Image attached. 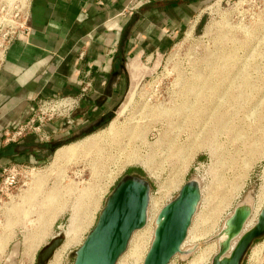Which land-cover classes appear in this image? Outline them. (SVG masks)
I'll return each instance as SVG.
<instances>
[{
	"label": "rangeland",
	"instance_id": "obj_1",
	"mask_svg": "<svg viewBox=\"0 0 264 264\" xmlns=\"http://www.w3.org/2000/svg\"><path fill=\"white\" fill-rule=\"evenodd\" d=\"M22 1L0 0V42L21 20ZM130 70L134 81L126 69L122 98L100 122L61 139L45 160L10 165L18 168L13 186L0 171V264H40L39 254L68 234L74 242L57 257L72 264L125 175L149 182L152 218L199 180L186 243L195 253L215 242L205 243L246 196L264 206V0H213L168 50ZM153 227L134 234L117 264H143ZM194 252L169 264H190ZM242 264H264V238Z\"/></svg>",
	"mask_w": 264,
	"mask_h": 264
},
{
	"label": "crops",
	"instance_id": "obj_2",
	"mask_svg": "<svg viewBox=\"0 0 264 264\" xmlns=\"http://www.w3.org/2000/svg\"><path fill=\"white\" fill-rule=\"evenodd\" d=\"M137 1H28V35L11 40L0 65V171L45 160L61 139L100 122L122 98L124 71L132 84L138 60L168 50L213 0ZM83 91L71 120L45 127L50 142L33 135L5 142L4 134L25 123L39 100Z\"/></svg>",
	"mask_w": 264,
	"mask_h": 264
},
{
	"label": "water",
	"instance_id": "obj_3",
	"mask_svg": "<svg viewBox=\"0 0 264 264\" xmlns=\"http://www.w3.org/2000/svg\"><path fill=\"white\" fill-rule=\"evenodd\" d=\"M201 197L200 183L192 179L182 185L176 197L160 210L143 264H169L175 256L191 255L196 250L194 247L182 252L181 246ZM245 198L225 219L219 232L205 242L219 241L211 264H242L252 244L264 238V207L256 224L243 232L252 214V204ZM149 200L150 184L146 179L136 175L123 176L107 196L94 227L73 252L72 264H116L127 250L132 235L145 227ZM250 201H253L252 197ZM64 241V237L54 238L39 254V263L47 264Z\"/></svg>",
	"mask_w": 264,
	"mask_h": 264
},
{
	"label": "built area",
	"instance_id": "obj_4",
	"mask_svg": "<svg viewBox=\"0 0 264 264\" xmlns=\"http://www.w3.org/2000/svg\"><path fill=\"white\" fill-rule=\"evenodd\" d=\"M29 1V0H28ZM149 0H138L137 5L148 3ZM27 6L19 10L22 13L21 20L16 24L11 35L3 34L0 42V65L3 61V54L11 42L17 36L28 35V29L25 25V17L27 13ZM83 91L78 96H61L58 98L42 99L37 102L36 107L32 110L28 120L4 134L5 142L15 143L27 135H33L36 139L45 143L49 141V136L45 131V127L55 121H68L73 117L74 112L79 108L80 102L83 98ZM18 168L7 166L2 168V176L4 177V184L13 186L16 183Z\"/></svg>",
	"mask_w": 264,
	"mask_h": 264
},
{
	"label": "bare ground",
	"instance_id": "obj_5",
	"mask_svg": "<svg viewBox=\"0 0 264 264\" xmlns=\"http://www.w3.org/2000/svg\"><path fill=\"white\" fill-rule=\"evenodd\" d=\"M5 1H9V0H5ZM13 1V0H12ZM10 3H12V2H10ZM23 6H24V1H22V4H21V8H23ZM245 73V72H244ZM245 75V74H244ZM224 76V75H223ZM200 80V79H199ZM247 84V83H246ZM219 89V88H218ZM228 93V92H227ZM201 94V93H200ZM242 94V93H241ZM239 95V94H238ZM227 96V95H226ZM221 97V96H220ZM241 98V97H240ZM201 99V98H200ZM132 100V99H131ZM130 103V102H129ZM131 103H132V101H131ZM130 103V104H131ZM127 107V106H126ZM189 107V106H188ZM188 107H186V108H188ZM125 110V109H124ZM123 111V110H122ZM205 111V110H204ZM124 112V111H123ZM194 116V115H193ZM113 125V124H112ZM115 126V125H114ZM113 127V126H112ZM110 128H111V125H110ZM70 148V147H69ZM73 148L74 147H72V148H70L71 150H73ZM62 150V149H61ZM75 151V150H74ZM60 152V151H59ZM62 152V151H61ZM63 152H65V151H63ZM73 152V151H72ZM58 153V152H57ZM56 153V154H57ZM61 154V153H60ZM60 154H58V155H55V156H57V158H59V157H61L60 156ZM67 155V154H66ZM72 155V154H71ZM129 155V154H128ZM68 156V155H67ZM199 181V180H198ZM180 190V189H179ZM32 196H34V195H32ZM32 196L29 198L30 200H32L31 198H32ZM50 196H51V194H50ZM48 199V198H47ZM52 199V198H51ZM247 201H249V202H251V204H252V214H251V216L249 217V219L247 220V222H246V224H245V226H244V230H243V232H245L246 230H248V229H250L251 227H253L255 224H256V222H257V219H258V216H259V214H260V212H261V210H262V208L264 207H261L260 206V204L257 202V203H254V201H250V199H251V197H246L245 198ZM27 201V200H26ZM259 201H260V198H259ZM150 202H151V199L149 200V205H150ZM29 204V203H28ZM46 204V203H45ZM28 206V205H27ZM33 207V206H32ZM164 206H162L159 210H161L162 208H163ZM24 210V209H23ZM14 211V210H13ZM28 212V211H27ZM32 212V211H31ZM159 212L160 211H157V213L154 215V218H152V217H150L148 214H147V222H146V225H145V227L143 228V229H141V230H139V231H136L134 234H136L137 232H141V231H144V230H147L148 229V227L150 226V223L153 221V232H154V229H155V220H156V217H157V215L159 214ZM30 216V215H29ZM255 222V223H254ZM36 223V222H35ZM193 223V222H192ZM253 225V226H252ZM191 227H192V224H191ZM191 227H190V229H189V231H188V234H187V237H186V239H185V241L183 242V244H182V246H181V250H182V252H184V251H187V249L189 248V247H186V243H187V239H188V237H189V235H190V233H191ZM75 229V228H74ZM73 232H74V230H72ZM142 233V232H141ZM134 234L132 235V237H131V239H130V242H129V244H128V246L132 243V240H133V237H134ZM69 236H66V239H65V241H64V243H63V245L60 247V248H67V247H70V244L72 243V242H74V240L72 241V237H70V235L71 234H68ZM199 238V237H198ZM201 238H203V237H201ZM31 239V238H30ZM194 240V239H193ZM195 242V241H194ZM218 242L219 241H215L214 243H211V244H209V245H207V246H205V247H203L201 250H197L198 252L197 253H195V255H193V260H191L192 262L190 263V264H207L209 261H210V257L214 254H216L217 253V250H218ZM234 244H235V242L234 243H232V247L234 246ZM132 246H134V244H132ZM136 246H138V245H136ZM192 246V245H191ZM190 246V249L192 248ZM59 248V249H60ZM135 248V247H134ZM29 249H30V247H29ZM58 249V250H59ZM128 249V248H127ZM138 249H139V247H138ZM27 250V249H26ZM58 250L56 251V252H58ZM135 250V249H134ZM28 251H30V250H28ZM127 251V250H126ZM126 251L120 256V258L122 257V256H124V254L126 253ZM133 251V250H132ZM138 251V250H137ZM137 251H135V252H137ZM55 252V253H56ZM30 253V252H29ZM54 253V254H55ZM130 253V252H129ZM138 253V252H137ZM28 254V253H27ZM134 254V253H133ZM58 255H56L55 256V260L54 261H52V262H50L49 264H58V260H59V257H57ZM126 256V255H125ZM134 256V255H133ZM177 256H181V257H184V256H186V254H183V255H177ZM188 256V255H187ZM24 257L25 258H27V255L25 254L24 255ZM119 258V259H120ZM118 259V260H119ZM121 261V260H120ZM118 262V261H117ZM120 263V262H119ZM117 264V263H116Z\"/></svg>",
	"mask_w": 264,
	"mask_h": 264
},
{
	"label": "trees",
	"instance_id": "obj_6",
	"mask_svg": "<svg viewBox=\"0 0 264 264\" xmlns=\"http://www.w3.org/2000/svg\"><path fill=\"white\" fill-rule=\"evenodd\" d=\"M124 76H125V74H124ZM98 123V122H97ZM96 124V123H95ZM90 125H94L93 123H90ZM90 125L89 126H87V127H83L84 129H81V132H87L88 131V128L90 127ZM84 130V131H83ZM54 150V148H52V150H51V152Z\"/></svg>",
	"mask_w": 264,
	"mask_h": 264
}]
</instances>
